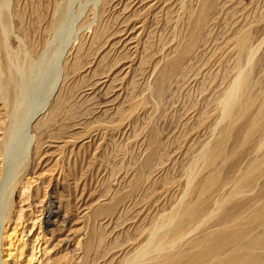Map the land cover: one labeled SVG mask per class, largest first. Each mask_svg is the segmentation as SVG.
Segmentation results:
<instances>
[{"label":"rangeland","instance_id":"obj_1","mask_svg":"<svg viewBox=\"0 0 264 264\" xmlns=\"http://www.w3.org/2000/svg\"><path fill=\"white\" fill-rule=\"evenodd\" d=\"M0 32V264H132L251 66L264 102V0H0Z\"/></svg>","mask_w":264,"mask_h":264},{"label":"bare ground","instance_id":"obj_2","mask_svg":"<svg viewBox=\"0 0 264 264\" xmlns=\"http://www.w3.org/2000/svg\"><path fill=\"white\" fill-rule=\"evenodd\" d=\"M206 4L199 16L200 27L205 21ZM198 37L196 32L190 47ZM236 46L240 56L247 51L250 53L247 32L238 36ZM1 71L0 81L5 86L0 91L5 88L13 103L14 73ZM252 71V66L243 71L240 80L224 95L221 103L227 109L223 113L224 124L215 142L211 145L209 142L201 154L197 170L204 178L191 190L192 194L196 193L195 199L156 222L148 230L154 235L147 243H151L149 252L146 249L143 255L129 257L126 262L264 264V102L257 106L258 99L252 94ZM237 130L240 133L231 145ZM228 166L232 168L231 173L225 176Z\"/></svg>","mask_w":264,"mask_h":264}]
</instances>
